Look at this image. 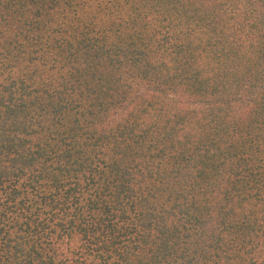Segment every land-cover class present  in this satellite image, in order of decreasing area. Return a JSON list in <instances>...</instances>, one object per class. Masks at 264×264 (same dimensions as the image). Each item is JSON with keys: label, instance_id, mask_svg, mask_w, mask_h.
Segmentation results:
<instances>
[{"label": "trees", "instance_id": "16d2710c", "mask_svg": "<svg viewBox=\"0 0 264 264\" xmlns=\"http://www.w3.org/2000/svg\"><path fill=\"white\" fill-rule=\"evenodd\" d=\"M0 264H264V0H0Z\"/></svg>", "mask_w": 264, "mask_h": 264}]
</instances>
